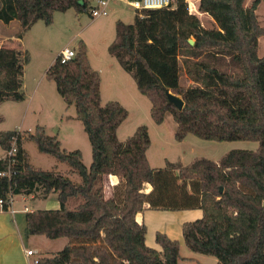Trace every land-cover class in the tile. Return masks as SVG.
Instances as JSON below:
<instances>
[{
	"label": "trees",
	"instance_id": "obj_1",
	"mask_svg": "<svg viewBox=\"0 0 264 264\" xmlns=\"http://www.w3.org/2000/svg\"><path fill=\"white\" fill-rule=\"evenodd\" d=\"M262 1L200 0L198 10L211 17V27L189 12L185 0L138 11L133 23L116 21V39L108 47L150 99L154 121L160 124L173 115L176 140L193 134L210 141L259 142L256 150L233 149L218 162L200 158L190 165L167 161L165 168L152 167L147 126L119 140L117 130L128 110L119 101L102 105V79L91 66L87 44L81 40L69 61L57 56L45 77L57 84L67 104H75L91 143L90 166L81 150L63 149L44 126L27 135L0 129V148L9 149L15 137L18 145L12 176H0L3 210H8L11 194L47 198L57 192L59 208L26 213L25 234L73 240L37 264H179L178 240L158 231L161 249L147 245V226L137 220L147 205L157 210L200 208L202 217L182 226L188 248L216 257L217 264H264V56L258 54L264 26L257 14ZM90 7V0H0V20H18L16 36L23 38L39 21L51 25L56 12L73 8L82 13ZM30 60L28 50L0 47V101L25 99L24 66ZM183 75L190 85L182 83ZM167 90L182 97V110L169 100ZM25 138L68 163L81 181L34 166ZM8 168L1 158L0 171ZM110 174L121 182L114 196L106 197L104 178ZM73 197L83 201L69 209Z\"/></svg>",
	"mask_w": 264,
	"mask_h": 264
},
{
	"label": "rangeland",
	"instance_id": "obj_2",
	"mask_svg": "<svg viewBox=\"0 0 264 264\" xmlns=\"http://www.w3.org/2000/svg\"><path fill=\"white\" fill-rule=\"evenodd\" d=\"M199 1H196L197 5ZM252 1L246 0V4ZM175 3L176 0H172V4L175 5ZM90 6L88 11L82 13H77L73 8L66 12H56L51 25L45 24L44 21L37 22L25 34L24 39L16 38V32L21 29L20 23V28L17 29V22L6 25L0 20V46L28 50L31 55L30 62L24 66L22 91L25 93V99L20 102L0 101V117L3 119L0 122V129H20L24 135H27L34 133L38 125L44 126L47 134L58 137L63 149L81 150L83 162L86 166H90L91 143L83 123L76 117L75 104H67L58 92L57 84L45 77L46 71L55 62L62 49L69 47L76 51L79 42L83 40L87 43L91 66L101 75L102 105L110 101H119L128 110V117L117 130L119 140L125 141L134 135L139 126H147L151 138L147 156L152 167L165 168L167 161L190 165L200 158L218 162L233 149H258V141L219 142L204 140L193 134L178 141L175 138L177 123L172 114H167L162 123H156L150 113L152 107L150 99L138 90L131 73L122 68L117 58L108 49L116 39V21L121 19L125 23H133L138 11L128 4L127 0H110L107 14L100 16L92 15V7L97 6V0H90ZM196 14L204 26H212L213 23L208 14L200 11ZM257 14L260 24L264 26V0L260 3ZM3 35L13 40L1 42ZM258 54L260 57L264 56V36L259 39ZM181 81L186 85L192 83L185 75L182 76ZM23 146L29 153L30 162L34 166L68 175L76 182L81 181L78 174L70 172L71 166L68 163L59 161L51 154L41 152L35 142L25 138ZM1 152L0 148V155ZM108 183V179L104 178L105 195ZM116 192L117 190L112 193ZM82 201L80 197H73L69 199L67 206L69 209H74ZM25 206L29 209L59 208L58 193L51 192L47 198H32L26 194H16L12 205L15 212L11 211L12 207L8 210L0 209V264H34L36 258L54 256L73 241L68 237L52 239L47 236H27L25 216L28 210H24ZM162 213H168V215L161 216L160 220L173 222V229L175 232L177 229L179 234L176 239L181 247L179 264H192L191 258H195L194 264H217L216 257L196 253L185 244L182 226L184 222L192 221L184 216L187 211L166 210ZM154 245L155 248L161 249L155 238ZM28 249L36 250V254L27 257Z\"/></svg>",
	"mask_w": 264,
	"mask_h": 264
},
{
	"label": "crops",
	"instance_id": "obj_3",
	"mask_svg": "<svg viewBox=\"0 0 264 264\" xmlns=\"http://www.w3.org/2000/svg\"><path fill=\"white\" fill-rule=\"evenodd\" d=\"M16 22H17V29H18V28H20L19 27V21L18 20H13L9 24H6V25L16 24ZM19 31H20V29L16 32V34ZM3 36H4V38H2L1 42H4L5 40L6 41L13 40L12 38H9L7 35H3ZM24 37H25V35H24ZM24 37L23 38H18L16 36V38H18V39H24ZM10 48H16V47H10ZM4 151L5 150L2 149V152H1L2 154L0 155V159L3 157ZM106 178L109 181V183L107 185L108 190L106 192V197H112V196H114V194L112 192L116 190V187L120 184L121 181H120V178L118 176L113 175V174L106 175L105 176V179ZM147 186L148 187H146L145 191L146 192H150L151 189H152V187H151L150 184H147ZM27 196H31L32 198H41V197L35 196L33 194L32 195H27ZM24 199H26L25 198V195H24ZM24 210L25 211L28 210V212H29V211H33V210H36V209H29L28 206H27V209L24 208ZM163 211H166V210L151 209L147 205L146 208H145V210H143L142 212H140V213L137 214V220L140 223H142V222L145 223V225L147 226L146 243H147V245H149V246H151L153 248H155L154 247L155 246L154 245V238L156 240V233L158 231H162L163 233H166L172 239H174V237H176L175 239H177L178 238V235H179V234H177L178 233L177 232V229H176V232L173 229V226H174L173 225V222L169 223V222H163V220H160L161 216L168 215V213H162ZM172 211H174V210H172ZM175 211H177V210H175ZM181 211H187V213H184V216H186L188 219H192V221H194L193 219L196 220V219L201 218L202 215H203V212H202V210L200 208L183 209ZM178 212H180V211H178ZM180 214H183V213H180ZM175 216H181V215H175ZM174 233H175V236H174ZM158 246H159V244H158ZM156 249H158V248H156ZM27 257H30V256L27 255ZM191 259L193 260L192 264H194L195 258H191ZM198 262L201 263V261H199V260H198Z\"/></svg>",
	"mask_w": 264,
	"mask_h": 264
},
{
	"label": "built area",
	"instance_id": "obj_4",
	"mask_svg": "<svg viewBox=\"0 0 264 264\" xmlns=\"http://www.w3.org/2000/svg\"><path fill=\"white\" fill-rule=\"evenodd\" d=\"M109 1L110 0H97V6L93 7L92 9V15L93 16H100L107 14L108 7H109ZM128 4L134 7L137 11H143L145 9H151V8H162L167 7L170 5L172 0H127ZM188 5V10L192 14H196L198 10V5L196 4V1L199 0H185ZM76 55V51L72 48L66 47L60 51L58 56L60 57L62 62H66L71 60ZM18 131H21L20 129ZM18 152V145H17V137H15L11 147L4 151L3 159L8 161L9 168L7 170L0 171V176L10 178L12 176L13 170L12 166L16 162L15 155ZM4 203L5 201L3 199H0V209H4ZM14 203V195H10L9 198V207H12ZM25 209H27V206H25ZM12 212H15L16 210L11 208ZM27 255L32 256L36 254V250L28 249ZM39 258H36L34 261V264H37L39 261Z\"/></svg>",
	"mask_w": 264,
	"mask_h": 264
},
{
	"label": "water",
	"instance_id": "obj_5",
	"mask_svg": "<svg viewBox=\"0 0 264 264\" xmlns=\"http://www.w3.org/2000/svg\"><path fill=\"white\" fill-rule=\"evenodd\" d=\"M189 42H190V44L193 45L195 43V40L193 38H190ZM167 95H168L169 100L172 103H174L178 107L179 110L183 109L185 103H184V100L182 99L181 96L174 94L169 90H167ZM220 189H221V191L223 190L222 187Z\"/></svg>",
	"mask_w": 264,
	"mask_h": 264
}]
</instances>
